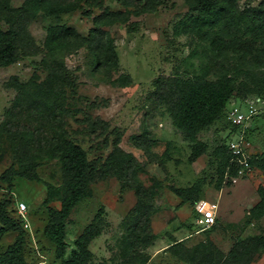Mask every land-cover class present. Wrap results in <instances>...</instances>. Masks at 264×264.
<instances>
[{
	"label": "rangeland",
	"instance_id": "1",
	"mask_svg": "<svg viewBox=\"0 0 264 264\" xmlns=\"http://www.w3.org/2000/svg\"><path fill=\"white\" fill-rule=\"evenodd\" d=\"M25 1L0 0V26L18 32L21 54L18 62L0 67V175L21 160H36L43 180L60 187L68 174L55 149L57 142L67 138L84 148L93 168L90 193L66 220V258L103 208L101 234L89 245L92 264H187L168 249L174 232L184 235L188 247L210 238L224 252L215 264H264V251L244 261L229 256L238 242L264 236V218L251 221L249 214L259 200V186L264 185L262 171L226 173L218 189L213 151L228 140L226 113L199 133L208 147L191 162V142L174 125L170 107L162 98L178 76L215 80L234 75L236 92L227 108L254 103L259 115L247 124L251 132L246 146L249 154L264 152V95L255 92L264 89V39L232 31L225 38L240 36L247 45L219 54L209 39L176 33L180 22H189L187 16L194 13L186 0H161L156 12L138 16L131 11L145 0H125L126 5L101 0L104 7L123 10L129 16L124 23L103 27L97 37L110 39L114 45L116 59L106 63L99 61L88 44H70L56 51L46 45L48 28L58 23L77 32L75 42L76 37L89 36L93 16L75 10L62 14L59 21L43 12L32 18L18 10ZM81 3L94 15L101 12ZM235 8L264 12V0H238ZM53 75L60 81L50 94L52 100L46 102L36 96L37 89ZM198 180L204 181L201 196L219 202V212L211 230L193 233L194 207L182 205L170 187H188ZM229 181L234 185H227ZM46 196L43 183L21 177L12 185L0 183V202L10 204L12 216H16L19 201L28 206L27 264H62L55 245L44 235ZM50 205L60 208L61 202ZM152 217L154 229L149 223ZM16 237V232L7 231L0 239V255Z\"/></svg>",
	"mask_w": 264,
	"mask_h": 264
},
{
	"label": "trees",
	"instance_id": "2",
	"mask_svg": "<svg viewBox=\"0 0 264 264\" xmlns=\"http://www.w3.org/2000/svg\"><path fill=\"white\" fill-rule=\"evenodd\" d=\"M82 1L101 9V12L94 15L92 10H85ZM118 1L125 3V0ZM186 1L194 13L187 16L186 19L189 22H180L176 28V33H192L197 35L199 39H209L210 46L216 53L223 54L235 47L247 45V42L243 41L240 36L225 38V35L232 31H242L244 35L264 39V12L261 9L245 8L239 10L235 8L238 0ZM160 4L161 0H145L140 8H135L131 13L136 16L147 12L154 13ZM18 10L25 12L32 18L43 12L57 21L60 20L62 14L75 10H83V14L89 17L93 16L94 27L90 30L89 36L76 37L75 42L73 37L77 35V32L71 27L58 23L48 28L46 45L50 51H56L70 44L75 46L88 44L96 53L99 61L106 63H111L116 59L115 48L110 39L97 40L98 35L103 27L124 23L129 19L123 10H112L104 7L101 0H26ZM20 59L18 32L14 28L3 30L0 26V67L10 66ZM59 81L60 79L56 75L51 76L43 88L37 89L36 96L50 102L52 100L50 94L56 86V82ZM236 85L237 79L231 74H226L215 80L198 75L193 77L178 76L174 80L172 90L163 94L162 98L170 107L174 125L191 142L192 151L189 157L191 162L197 160L207 150L208 145L200 140L198 135L202 130L220 121L224 113L227 115V105L236 92ZM21 89L22 85L19 87L20 91ZM255 92L260 96L264 95V89L257 88ZM258 115L256 113L252 117V121ZM228 123L230 133L227 142L220 144L213 151L218 173V189L222 188V181L226 173L237 176L240 169L239 162L233 160L229 139L243 127L234 125L230 121ZM250 132V128L245 129L247 140ZM55 149L68 174V178L60 187L43 180L39 174L40 163L36 160H21L19 163L11 165L0 175V183L12 185L16 178L21 177L46 185L47 196L43 205L47 211L48 222L44 228V235L55 245L56 256L62 259V264H92L94 254L89 245L93 239L101 234L99 220L104 209L102 208L98 212L92 223L78 236L75 241V248L68 258H66V250L69 244L65 234L66 220L72 210L90 193L89 182L93 168L87 152L78 143L62 138L57 142ZM249 163L254 169L261 170L264 175V152L250 154ZM227 185L233 186L234 182L229 181ZM203 187L204 181L198 180L188 187H170V190L180 198L182 205L190 203L194 207V202L203 198L201 196ZM61 191L62 197L58 198ZM258 195V202L249 211L251 221L264 218V185L259 186ZM55 200H60V208L50 205ZM19 202L15 206L16 216L9 213V203L0 202V239L7 231L17 233L16 241L0 255V264H27L24 258V249L29 230L25 227L23 217L18 212ZM194 215L196 219L195 209ZM151 219L149 223L152 229ZM193 227L194 224L191 226L192 230ZM168 249L174 257L187 264H215L217 257L224 254L223 250L210 238L193 247H188L184 240L174 239ZM259 251H264L263 235H256L250 240L238 242L230 250L229 256L244 261L249 260L254 253Z\"/></svg>",
	"mask_w": 264,
	"mask_h": 264
},
{
	"label": "built area",
	"instance_id": "3",
	"mask_svg": "<svg viewBox=\"0 0 264 264\" xmlns=\"http://www.w3.org/2000/svg\"><path fill=\"white\" fill-rule=\"evenodd\" d=\"M257 113L254 103H250L246 108L240 106H232L228 108V120L237 126H242L237 134L232 136L229 141V147L233 154V160H237L240 164L239 173L251 175L254 168L249 163L250 154L246 146L245 129L248 122ZM194 209L197 217L194 222V233L204 232L211 229L217 222L219 212V202L207 199H199L194 202ZM28 206L24 201L19 202L18 212L23 217L26 228L31 227L28 217Z\"/></svg>",
	"mask_w": 264,
	"mask_h": 264
},
{
	"label": "crops",
	"instance_id": "4",
	"mask_svg": "<svg viewBox=\"0 0 264 264\" xmlns=\"http://www.w3.org/2000/svg\"><path fill=\"white\" fill-rule=\"evenodd\" d=\"M231 103H228V105L227 106H229ZM233 104V103H232ZM231 106V105H230ZM229 108V107H228ZM156 217V216H155ZM155 217H152V219H151V226H152V228L154 229L155 228ZM180 232V231H179ZM186 235V234H185ZM182 236H184V235H182ZM182 236H177V234L174 232V233H171V235L169 236V237H171V238H173V240H174V238H177L178 239V241H183L184 240V238H182ZM171 241H172V239H170ZM172 243H173V241H172Z\"/></svg>",
	"mask_w": 264,
	"mask_h": 264
}]
</instances>
